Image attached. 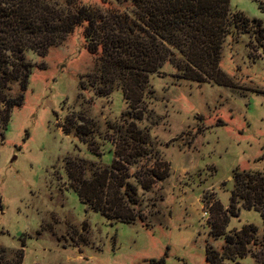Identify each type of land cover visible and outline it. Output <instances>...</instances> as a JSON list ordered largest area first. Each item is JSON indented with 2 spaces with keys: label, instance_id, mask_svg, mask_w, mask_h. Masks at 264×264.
<instances>
[{
  "label": "rangeland",
  "instance_id": "obj_1",
  "mask_svg": "<svg viewBox=\"0 0 264 264\" xmlns=\"http://www.w3.org/2000/svg\"><path fill=\"white\" fill-rule=\"evenodd\" d=\"M82 4L108 31L109 10L139 17L132 0ZM230 10L225 85L169 59L123 87L83 28L26 54L23 103L0 123V264H264L261 214L232 201L236 172L264 177V0ZM113 168L102 215L76 192Z\"/></svg>",
  "mask_w": 264,
  "mask_h": 264
},
{
  "label": "trees",
  "instance_id": "obj_2",
  "mask_svg": "<svg viewBox=\"0 0 264 264\" xmlns=\"http://www.w3.org/2000/svg\"><path fill=\"white\" fill-rule=\"evenodd\" d=\"M132 2L139 17L131 19L109 10L112 26L108 31L82 0H66L64 7L58 0H0V123L3 130L10 122L12 111L22 105L28 88L32 67L26 61V54L44 55L79 28L84 29L91 53L100 51L103 60L106 59L102 66L104 74L113 76L114 80L118 78L123 87L129 85L132 90L138 83L137 72L155 73L169 59L183 71L186 79L225 85L218 78L222 48L232 30L241 27L240 22H231L230 0ZM170 46L182 57L178 62L172 60L176 54ZM15 84L20 86L17 95L11 93ZM112 178L114 188L117 180L114 168L113 171L106 169L92 182L81 180L76 193L91 203L96 212L107 215L103 205L108 194L104 191ZM121 182L120 186L124 184ZM234 182L232 201L241 197L245 206L254 208L264 220V177L236 172ZM131 220L128 217L122 222L128 224ZM212 259L207 250V262L214 263ZM152 264H164V260L152 261Z\"/></svg>",
  "mask_w": 264,
  "mask_h": 264
}]
</instances>
